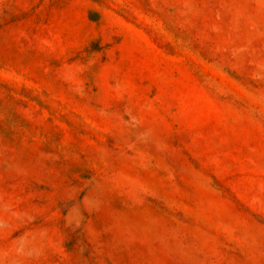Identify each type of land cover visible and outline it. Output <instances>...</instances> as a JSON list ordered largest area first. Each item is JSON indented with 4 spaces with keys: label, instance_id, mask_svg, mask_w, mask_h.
<instances>
[{
    "label": "rangeland",
    "instance_id": "1",
    "mask_svg": "<svg viewBox=\"0 0 264 264\" xmlns=\"http://www.w3.org/2000/svg\"><path fill=\"white\" fill-rule=\"evenodd\" d=\"M0 264H264V0H0Z\"/></svg>",
    "mask_w": 264,
    "mask_h": 264
}]
</instances>
